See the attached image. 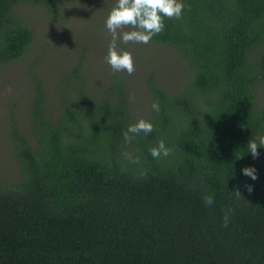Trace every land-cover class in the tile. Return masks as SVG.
<instances>
[{"label":"trees","instance_id":"16d2710c","mask_svg":"<svg viewBox=\"0 0 264 264\" xmlns=\"http://www.w3.org/2000/svg\"><path fill=\"white\" fill-rule=\"evenodd\" d=\"M182 2V17L165 18L148 43L185 69L177 90L145 71L152 133L125 143L141 118L118 75L93 93L80 62L57 85L73 90L53 111L36 79L28 134L11 122L19 179H0V264H264V147L256 158L247 147L264 136V0ZM24 4L62 12L58 0H0V69L34 44ZM160 140L173 152L154 159Z\"/></svg>","mask_w":264,"mask_h":264},{"label":"rangeland","instance_id":"374dc122","mask_svg":"<svg viewBox=\"0 0 264 264\" xmlns=\"http://www.w3.org/2000/svg\"><path fill=\"white\" fill-rule=\"evenodd\" d=\"M58 2L62 12L56 18H48V11L39 6H21L22 18L33 29L34 44L22 61L0 69V179L8 184L19 179L9 159L12 154L11 122L15 120L20 131L28 134V110L34 97L36 79L42 81L46 88L47 103L52 110L58 107L63 93L73 90L58 89L57 85L66 73L79 67L80 62L83 63L80 83L93 93L118 75V78L126 79L130 107L138 119L148 115L149 97L143 84L145 71L154 70L158 80L170 90L179 89L185 76V69L175 59V52L157 44H120L121 49L132 53L135 72L131 75L114 72L105 61L111 39L105 21L117 0ZM72 83L77 86L74 80ZM258 94L260 103L264 102V83L259 86Z\"/></svg>","mask_w":264,"mask_h":264},{"label":"clouds","instance_id":"9594fccd","mask_svg":"<svg viewBox=\"0 0 264 264\" xmlns=\"http://www.w3.org/2000/svg\"><path fill=\"white\" fill-rule=\"evenodd\" d=\"M184 7L182 0H117L105 21V26L111 36L105 57L106 63L114 72L133 74L135 62L132 53L121 49L119 45L150 43L153 36L164 30L165 18L180 19ZM125 29L130 30L125 31ZM151 107L157 113L160 111L158 102H153ZM153 131V123L141 118L135 124L129 125L127 130L123 132L124 141L130 143L141 132L147 135ZM257 139L258 143L256 140H250L247 144L253 158L259 156L258 147H264V136H259ZM149 152L154 159H160L161 157H168L173 149L167 147L165 142L160 140L155 147L149 149ZM125 155L132 163L138 164L140 162L139 157H133L130 153H125ZM242 172L245 176L251 177L252 180L257 179L254 167H244ZM142 175H146V173H142ZM246 187L248 192H252V186ZM237 194L240 195L239 192ZM212 203L213 196L210 194L205 197V204L211 205ZM228 219V214H225V227H227Z\"/></svg>","mask_w":264,"mask_h":264}]
</instances>
